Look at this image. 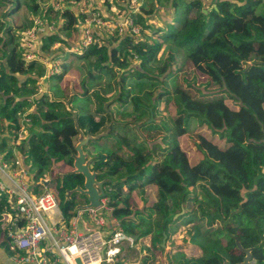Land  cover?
I'll return each instance as SVG.
<instances>
[{
    "label": "trees",
    "instance_id": "1",
    "mask_svg": "<svg viewBox=\"0 0 264 264\" xmlns=\"http://www.w3.org/2000/svg\"><path fill=\"white\" fill-rule=\"evenodd\" d=\"M148 3L133 15L141 27L139 36L104 34L102 44L71 53L80 66L49 77L57 84L68 76L78 80L80 91L68 98L60 90L41 93L47 66L16 53L23 35L14 20L27 12L40 15L39 0H0V153L11 162L17 150L29 170L37 167L32 177L37 194L42 192L40 181L50 177L47 187L55 185L62 214L58 227L70 229L76 207L87 203L78 193L66 198L85 181L81 174L64 176L73 170L72 152L79 137L76 114L85 135L96 137L109 129L85 151L93 158L91 168L99 173V181H122L106 189L120 231L135 240L153 235V248L164 251V232L168 242L179 226L193 225L190 242L202 256L179 252L168 257L169 264H238L245 254L235 238L244 249H252L255 264H264V0H157L147 8ZM163 4L170 23L156 29L152 21L159 19ZM44 13L48 26L53 14L58 13L59 22L41 36V54L46 56L57 45L76 48L78 43L72 42L82 17L55 6ZM11 61L19 63L23 73L14 72ZM177 61L181 67L189 62L207 76L218 95L200 99L170 87ZM210 88L198 93L209 95ZM163 103L168 117L161 114ZM25 118L30 119L29 137L16 145ZM193 124L194 146L203 155L195 163L182 141ZM204 127L213 138L201 132ZM58 168L61 172L54 177ZM150 186L155 203L135 209L133 193L139 191L144 199ZM10 207L1 196L0 249L9 258L15 255L5 221Z\"/></svg>",
    "mask_w": 264,
    "mask_h": 264
},
{
    "label": "built area",
    "instance_id": "2",
    "mask_svg": "<svg viewBox=\"0 0 264 264\" xmlns=\"http://www.w3.org/2000/svg\"><path fill=\"white\" fill-rule=\"evenodd\" d=\"M146 1L123 0L121 7L114 9L115 16L108 14L105 6L93 7L91 2H87L86 7L80 10L83 14L80 15L82 22L77 26L80 35L78 46L68 51L83 53L91 46L102 44L104 34L110 37L127 34L139 36L141 27L136 24L133 15L141 13ZM66 3L71 5L70 9L79 5L76 0ZM59 7L60 4L56 5L57 10ZM55 26L53 23L49 29L53 31ZM44 27L45 22L36 17L32 27L24 33L22 49L26 61L38 60L46 65V57L35 51L40 30ZM61 70L59 62L54 61L47 67L46 77L59 74ZM40 92L43 90L40 89ZM29 124L30 119L25 118L18 132L16 145L28 139ZM14 152L15 158L11 162L6 161L4 154L0 153V197L6 196L11 205V211L5 216V221L10 225L8 238L11 251L15 254L12 257L15 264H77L78 258L83 264H102L107 248V261L113 262L120 252L121 245L135 244L134 237L119 229L106 239L99 230L81 234L74 222L70 229L59 228L62 214L55 193L49 191L46 185L50 182V177L46 176L40 181L41 188L45 191L35 193L33 176L24 163V158L17 150ZM101 209L112 212L108 199L102 200L100 209L87 211L97 226H104L106 222Z\"/></svg>",
    "mask_w": 264,
    "mask_h": 264
},
{
    "label": "rangeland",
    "instance_id": "3",
    "mask_svg": "<svg viewBox=\"0 0 264 264\" xmlns=\"http://www.w3.org/2000/svg\"><path fill=\"white\" fill-rule=\"evenodd\" d=\"M153 0H148L146 1V3H148L147 8H149L152 4L157 5V0H154V2H151ZM79 5L73 7L72 9H70V4L62 1L61 0H39V3L41 4L42 7V11L40 15L34 16L32 17V15L27 12L26 16L25 15H19L16 20H14V27L17 30H21L20 32L22 33V35H24V33L27 31V29L25 27L30 25V19L31 17L34 19L36 17H40L42 19V16L45 14L44 12L51 6H58L60 4L59 10H69L70 11V16H74L76 14L82 15L83 13H81V8H85L86 7V3L87 2H91L93 5V7H98L101 8L102 6H105L108 9V14H112L113 16H115L114 14V9H118L121 7V4H123V0H81L78 1ZM118 7V8H117ZM57 10V9H56ZM2 11H4V9H0V14H2ZM110 16V15H109ZM159 19L152 21L153 25L156 27V29L160 28V27H165L170 23V12L168 9V6L163 4V6L161 7V10L159 11ZM82 17V16H81ZM51 19L52 23H58L59 22V16L58 13L51 15ZM47 25V26H46ZM56 25V24H55ZM56 27V26H55ZM50 32L52 30L49 29V26L47 24V22H45V27L42 28L40 30L39 33V38L36 42L35 45V51L40 52V39L41 36L46 34L47 32ZM77 34H75V38L73 39L74 42L73 45L75 43H78L79 40V32H76ZM152 32H147L148 35H152ZM73 49V48H72ZM17 54L22 53L21 55L24 57V51L21 47V49L16 51ZM46 56V65L49 68L52 64V62H59L62 70L61 73H63L64 71H68L70 69H75L76 67L80 66L82 64V62H75V60L73 61V56L71 54V52L67 51V49L60 47L59 45L55 46L54 49L45 54ZM166 57V56H165ZM11 69L14 72H20L23 73V69L21 68L20 64L17 63L16 61H11L9 63ZM181 62H176L173 64V70H178V73L174 76H171L172 79L169 80L170 82V87H174V86H178L181 87L182 89H186L188 90L190 93H192V95L195 98H202V99H209L212 98L214 96L218 95V91L219 89L217 87H209V80L207 78V76H205L204 74H202L201 72L197 71L191 63L186 62L184 63V66H182ZM181 67V68H180ZM68 80H66L64 83H56V81L54 79H46L43 83H41V89L46 92V88L47 85H51V88L55 89L54 92L50 93L51 95L55 94L57 91H61V94L63 95V97H71L73 92H78L80 91V85L77 79L75 78H67ZM206 88H210L209 89V95L208 94H200L198 93V89H206ZM49 95V94H48ZM113 95L114 94H110L109 95V99L113 100ZM161 114L164 115L165 117L169 116V113L166 111V105L165 103H163L161 106ZM114 109H116V107H114ZM196 125L193 124L192 128H191V132L188 136H186L185 138H183V147L186 149V151L188 152L189 158L191 160L192 163H195L196 161H198V159L203 158V155L196 150L197 148H195L194 143L197 140L196 138ZM198 132V130H197ZM202 133H205L208 137L213 138V135H211L210 132L206 131L205 127L203 130H201ZM217 140V139H216ZM198 151V152H197ZM30 165V163H29ZM225 165L229 166V168L233 171L236 172L239 176V171L237 170V168L235 167V165H233L231 162L226 161ZM235 167V168H234ZM30 172L31 175H35L37 173V167L36 166H32L30 168ZM60 170L59 168L57 170L54 171L53 176L56 177L57 175L60 174ZM150 172V168H147V173ZM49 191L55 193L56 192V187L54 184H52L51 186H49L48 188ZM40 191H45L44 188H41ZM127 195V194H126ZM133 200V198H132ZM135 202L140 203L141 202L138 198L135 199ZM136 206V205H135ZM136 208V207H135ZM100 212H106L105 209H101ZM182 226V225H181ZM192 229V228H191ZM1 252V251H0ZM2 253V252H1ZM12 258V257H11ZM5 259V260H3ZM7 259L9 260V257L4 254L2 257H0V264H6ZM9 264V262H8ZM255 264V263H254Z\"/></svg>",
    "mask_w": 264,
    "mask_h": 264
},
{
    "label": "crops",
    "instance_id": "4",
    "mask_svg": "<svg viewBox=\"0 0 264 264\" xmlns=\"http://www.w3.org/2000/svg\"><path fill=\"white\" fill-rule=\"evenodd\" d=\"M46 79H49V77L41 79L40 84ZM54 90L55 89L51 88V85L49 84L45 91L50 94L54 92ZM132 198L133 206L134 208L136 207L135 209L143 210L145 207L149 208L156 201L155 189L152 186L147 187L144 199L139 191L134 192ZM136 198L140 200L141 205L140 203L135 202ZM105 211V213H102L106 219L104 226H97L87 211H78L73 222L76 224L77 229L81 234H88L93 230H99L106 239H109L115 231H117L119 222L112 218L111 212L108 210ZM192 227L193 225L179 226L176 233L173 234L170 240L166 243V247L163 248L161 246L164 251H156L153 248V235L136 240L134 245H129L128 243L121 245L120 252L113 262L107 261V248L104 253V261L102 264H169L168 257L179 252L185 253L187 257H201L203 254L202 250L190 242L189 232L192 230ZM0 251L2 252H0V257H2L5 253L2 249H0ZM8 262L9 264H15L12 258H9V260L7 259L6 264H8Z\"/></svg>",
    "mask_w": 264,
    "mask_h": 264
},
{
    "label": "water",
    "instance_id": "5",
    "mask_svg": "<svg viewBox=\"0 0 264 264\" xmlns=\"http://www.w3.org/2000/svg\"><path fill=\"white\" fill-rule=\"evenodd\" d=\"M74 121H75L76 130L79 133V137L75 149L72 152V158L74 160L73 170L67 174H64V176H68L72 174H81L84 177L85 181L83 187L78 186L75 190L69 191L66 194L67 200H71L72 195L75 193H78L86 197L87 203L80 204L76 207L75 213H78V211L100 209L102 207V200L107 199L109 197V194L106 192V189L110 185H116L122 181L114 182L108 179L99 181L98 180L99 173H97L95 170H92L91 168L93 163V158L90 157L89 153L85 151V148L89 145L91 141H95L100 139L101 137L106 136L109 133V129H107L100 135L93 137L91 135H85L84 132L80 129L77 123L76 114H74ZM184 212L185 211L183 210L181 214H183ZM163 235L164 238L161 246L165 248L167 243V235L165 232L163 233ZM235 239H236L237 248L245 254L243 261L238 264H254L252 249H244L239 243L238 239L237 238ZM76 263L83 264L80 258L76 259ZM224 264H229V263L224 262Z\"/></svg>",
    "mask_w": 264,
    "mask_h": 264
},
{
    "label": "flooded vegetation",
    "instance_id": "6",
    "mask_svg": "<svg viewBox=\"0 0 264 264\" xmlns=\"http://www.w3.org/2000/svg\"><path fill=\"white\" fill-rule=\"evenodd\" d=\"M85 198H86V197H85ZM85 198H83V199H81V200L85 202V200H86ZM84 204H85V203H84Z\"/></svg>",
    "mask_w": 264,
    "mask_h": 264
}]
</instances>
